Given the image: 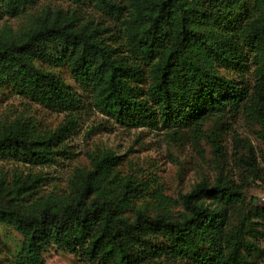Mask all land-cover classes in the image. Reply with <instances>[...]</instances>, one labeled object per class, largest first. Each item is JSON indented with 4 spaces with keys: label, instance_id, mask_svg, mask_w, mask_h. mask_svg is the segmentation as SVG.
<instances>
[{
    "label": "trees",
    "instance_id": "1",
    "mask_svg": "<svg viewBox=\"0 0 264 264\" xmlns=\"http://www.w3.org/2000/svg\"><path fill=\"white\" fill-rule=\"evenodd\" d=\"M49 1L72 6L34 14L41 0H0V19L28 17L20 31L0 28V96L66 115L55 131L33 118L0 120V162L30 169L16 168L12 181L0 171V228L23 238L6 256L0 234V264H47L50 249L95 264L264 259V204L250 205L244 191L260 170L248 140L240 139L249 154H235L243 183L223 168L179 199L121 176L122 156L112 150L90 153V166L74 170L62 197L41 194L47 178L34 171L71 155L67 140L94 109L113 124L149 126L198 145L210 118L243 112L260 123L264 140V0ZM91 6L102 20L86 12ZM213 143L221 149L218 137ZM146 195L154 210L137 204Z\"/></svg>",
    "mask_w": 264,
    "mask_h": 264
},
{
    "label": "rangeland",
    "instance_id": "2",
    "mask_svg": "<svg viewBox=\"0 0 264 264\" xmlns=\"http://www.w3.org/2000/svg\"><path fill=\"white\" fill-rule=\"evenodd\" d=\"M55 8L72 6L62 1L41 0V2L29 12L37 13L46 7ZM86 12L102 20L101 14L88 7ZM104 19V17H103ZM28 23L27 15L20 17L5 16L0 19V28L9 26L15 31L22 30ZM223 74L241 79L237 71H222ZM70 83L72 80L68 74H63ZM245 79L253 82L251 72H245ZM24 117L34 119L37 127L43 130L55 131L65 122L64 113L54 112L35 102L18 95L0 96V120ZM80 131L67 140L71 155L61 158L58 163L51 166L36 167V173L44 172L47 180L42 185L41 194H54L62 197L68 193L69 178L77 167H89V154L112 150L122 156V164L119 166L121 176L137 178L139 182L151 186L154 191L163 188L164 194L179 199L181 194L190 192L203 178L214 181L218 172L225 168L237 183H243V171L235 163V154H249L244 150L241 140H248L255 148L258 162V177L245 185L247 202L264 204V140L261 136V126L256 120L241 112L236 115H227L223 120L210 118L205 125V138L200 145L190 138L178 139L167 134V131L152 127L126 128L113 124L106 116L97 110H93L80 118ZM218 137L221 149L217 151L213 139ZM19 169L24 174L29 173V168L20 163L0 162V171L6 172L8 179L12 181L13 175ZM147 200L149 202H143ZM137 204L149 206L154 210L156 204L151 195H146L137 201ZM182 208L177 206L175 210ZM175 211V212H177ZM3 254L9 256L10 250H17L22 243V236L13 228L2 226ZM264 247V240H261ZM47 264H95L88 263L71 253L48 250L45 253ZM257 264H264V259Z\"/></svg>",
    "mask_w": 264,
    "mask_h": 264
}]
</instances>
